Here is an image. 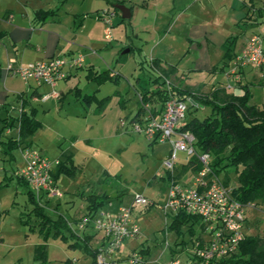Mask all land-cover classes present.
Instances as JSON below:
<instances>
[{
	"label": "rangeland",
	"instance_id": "rangeland-1",
	"mask_svg": "<svg viewBox=\"0 0 264 264\" xmlns=\"http://www.w3.org/2000/svg\"><path fill=\"white\" fill-rule=\"evenodd\" d=\"M121 1L120 3L124 6L131 7L132 16L120 21L118 16L114 17L109 26L108 36H105V24H102L101 19L96 16L97 11L110 6L106 0L49 1L47 7L58 8L57 24L68 29L71 35L75 36L74 45L82 50L81 52L96 49L99 53L96 61L100 67L114 69L120 72V76L117 83L106 81L99 86L97 95L99 97L107 95L102 105L96 107V103L92 102L88 112L81 110L82 113L87 114L88 121L93 127L87 129L86 135L74 134L72 141L71 134H68L64 126L49 119L51 115L54 117L56 109L62 115L66 111L73 113L78 110L79 102L73 93L64 91L63 102L57 103L55 110L52 107L49 110L47 106L50 97L45 102L35 101L34 106L37 107L38 115L47 121V126L40 125L28 138V142L36 148H42L45 155L47 154L51 159L60 156L63 150L69 148L73 151L74 160L77 163L74 180L69 179L67 175L61 176L62 182L59 187L61 196L50 195L45 200L40 199L41 205L49 215L63 214L66 219L72 221V217L78 213V210L80 212L85 210L84 206H80L82 198L78 195L82 191L106 194L103 205L97 209L106 212H115L119 206H129L133 195L140 193L155 204L147 209H144L145 206L138 205L132 207V213L139 216L140 233L136 239L125 242L128 246L124 250L140 245L148 246L151 249L150 258L142 264H156L155 261L166 263L169 258V247L174 246L177 238L173 229H166V223L171 219L170 213L158 206L164 202L168 191L165 176L167 169L163 165V159L170 146L167 141L149 142L142 132L133 128V122H130V117L138 105L137 92L133 88L135 76L141 72L148 73L147 62H143L144 67H140L139 61L152 57L153 48L170 49L167 59L178 62L181 71H187L185 68L187 57L180 60L187 49L184 41L186 22L202 20L212 25H225L227 30L233 29L235 34L241 35L240 37H247L253 32L259 33L264 43V25L260 26L264 24V14L259 18V23L249 21L231 26L227 22L229 13L221 7V0ZM145 1L148 3L146 4ZM45 2L46 0H0V18L3 13L7 15L6 18L0 19V28L11 14L10 12L13 14L11 17L15 15L21 17L30 7H39ZM112 8L116 12L119 11L113 6ZM79 20H82V24L78 26ZM89 37H95L96 40ZM126 48L129 50L123 53L122 50ZM4 54V46L0 44V65L5 68L13 59H5ZM194 75L191 73L190 79ZM205 76L206 74L202 75V77ZM206 81L205 89L210 87L212 80L207 79L206 76ZM76 83L82 89L81 91H92L97 87L94 83L85 81L83 77H78V80L67 82L68 85L64 89L68 90L69 85L73 86ZM14 85L20 89L22 81L16 79ZM116 90L119 93L115 92ZM258 95L261 98L262 92ZM11 96L10 93L9 97ZM119 98L124 99V106L117 102ZM256 98L252 101L261 103ZM192 102L189 101L190 104ZM194 105L198 108L187 112L185 119L193 115L203 117L208 113V107L204 105L200 107L196 103ZM96 108H98L97 111ZM10 133L16 134V127H12ZM8 135L3 132L1 138ZM13 155L15 158L10 161H5L0 156V264L32 263L34 246L44 242L31 219L29 221L31 226L20 220V215L26 214L34 203L27 193L26 186L12 176L13 170L23 163L18 148L13 150ZM188 158L187 152L177 151L175 161L184 162ZM218 176L223 179L224 172L219 171ZM234 176L235 173L232 172L230 177L234 178ZM184 180L185 178L180 177L178 182L181 184ZM68 195L72 196V199L68 198ZM244 211V232L264 236V204L255 206L247 204L244 206ZM71 228L74 230V222ZM185 229V227L181 228L184 234L179 238L188 239ZM86 231L93 232V228L87 227ZM92 244L95 245L96 241ZM46 249L45 264H61L73 257L78 258L79 263L90 261L83 250L67 247L59 237H48ZM180 257L184 258L183 255ZM119 264H125V260H121Z\"/></svg>",
	"mask_w": 264,
	"mask_h": 264
},
{
	"label": "trees",
	"instance_id": "trees-1",
	"mask_svg": "<svg viewBox=\"0 0 264 264\" xmlns=\"http://www.w3.org/2000/svg\"><path fill=\"white\" fill-rule=\"evenodd\" d=\"M106 2L113 5L122 1L106 0ZM252 3L251 6L254 5V2ZM129 8L131 10V7ZM96 16L98 17V15ZM234 44L235 37L233 36L228 37L225 41L226 55L230 60L235 55ZM143 62H147L148 73L138 75V86L135 89L138 107L130 121H143L147 110L152 116L159 115L165 100L173 95L180 99L190 97L194 103L208 107V113L203 117L193 115L186 119L183 124H179V130L189 131L193 135V151L188 153L189 160L182 170L189 169L193 173L192 176L196 174L202 167L198 154L206 152L210 157L209 168L211 172L218 179H220L218 172H224L225 177L220 180L231 188V194L236 201L243 207L247 204L254 206L264 204V104L250 103V92L246 86L241 94H224L218 89L210 94L202 95L192 91L189 87L177 86L169 79V72H174L175 69L173 65L165 68L153 57L140 60L141 67H144ZM100 74L97 76L100 77ZM18 97L24 99L23 93H18ZM83 99L86 100V97ZM193 102L192 104L188 103L186 113L198 108ZM144 104H148L147 109L143 106ZM18 109L17 116L7 115L0 118V122L3 123L0 127V152L9 155L10 160L13 158L12 150L29 146L28 138L40 126L32 112L28 113L21 105ZM6 127H18V138L15 136L1 138L3 136L1 135L2 131ZM65 161L63 160L60 165L58 164L57 172L61 171L67 175L73 174V168L65 164ZM232 172L235 173L234 178L230 177ZM167 173L171 174V171H167ZM12 176L14 175L12 174ZM15 177L26 188H29L21 177ZM27 193L34 204L26 214L20 215V220L29 225L31 219L34 223L33 226L37 227V231L42 235L44 242L34 246V261L32 263L19 262L18 264H45L47 261L46 243L50 236L61 238L69 248L83 250L90 258L86 264H97L96 254L103 243L102 238L100 244L93 245L90 240L94 234H88L84 232L85 230L81 233L73 230L63 214L49 215L41 205L40 199L30 189H27ZM105 197H107L106 194L101 196L89 195L84 214L91 216L103 204ZM153 204H155L153 201H149L144 209L153 206ZM168 213H170L171 219L166 223V229H173L177 234L174 246L169 247V258L183 255V259H189L191 250L196 247V242L203 245L209 238L204 231L205 225L200 216L183 210L168 211ZM182 227L186 228L188 239L179 238L184 234L181 230ZM130 250L141 254L142 263L150 258L151 249L148 246L140 245ZM175 254L177 255L175 256ZM121 255L120 259L114 260L111 264H119L121 260H125L124 253ZM61 264L82 263H79L75 258H68ZM125 264L128 263L125 261ZM156 264L164 263L156 262ZM213 264H264V236L246 234L243 230V237L238 242L236 250L228 256L219 258Z\"/></svg>",
	"mask_w": 264,
	"mask_h": 264
},
{
	"label": "crops",
	"instance_id": "crops-1",
	"mask_svg": "<svg viewBox=\"0 0 264 264\" xmlns=\"http://www.w3.org/2000/svg\"><path fill=\"white\" fill-rule=\"evenodd\" d=\"M49 1L50 0H46L47 3L45 2L43 4H40L41 6L39 7H30L25 13L23 12V16L21 17H18L16 15L11 17V15L13 14L12 12H10L11 14L7 17L5 23L2 24V27L0 28V44L4 46V58L13 59L11 60V62L14 65H21L29 61L43 60L52 56H65L66 58H70L73 56L81 55V65L77 67L65 66L64 68L66 70V76L56 82L54 86L37 82L33 79H29L27 82H23L20 78L11 76V74L6 71V66L4 68L0 65V118H4L7 115L13 117L17 116L19 112L18 108L21 105L28 113L32 112V115L35 116V119L40 123V125L47 126V121L43 120L38 115V110L37 107L34 106V102H45L46 99L50 97L47 106L49 110L51 107L55 110V107L57 108V103L61 104L63 102V96L65 95L64 91H71L74 97L79 102L78 110H75L73 113H69L68 111H66L62 115L59 114L60 111L56 109L54 111V117L51 115L49 120H52L56 124L58 123L61 126H64L65 129H67V131L69 132L68 134H71L70 140L72 141L74 134L83 133L84 135H86L87 129L93 127V125L88 121L87 114L82 113L81 110H86L88 112L91 108L92 102L96 103V107L102 105V102L105 100L104 98L107 95L104 97H99L97 95L99 86H101V84L106 81L117 83L120 72H116L114 69H109L108 67H100V65L96 61L99 58V53H97L96 49L81 52L82 50H79L73 43V40L76 41L75 39H73L75 38V36L71 35L72 33L69 32L68 29H65L57 24L58 20L56 16L58 8L51 9L47 7ZM145 2L146 4L148 3V1ZM252 2H254L253 6H251V4H253ZM220 3L221 7H223V9H225L229 13L227 22L231 26H235V24L239 25L241 22L247 23L249 21H258L259 23V18L262 16V14H264V0H221ZM110 6L112 7V5ZM201 11L202 10H200V12ZM117 12L114 17L118 16L119 21L121 19L123 20L124 18L121 17L120 11ZM132 12L133 11L131 9L130 16H132ZM6 16L7 15L3 13L1 18H6ZM101 23L103 24V22ZM80 24H82V20H79L77 23L78 26ZM219 25H212L211 23L202 20L197 22L193 21L191 23L186 22L185 26L187 27L184 33V41L186 42L187 49L186 54L182 55L180 60L182 61L187 57V66L185 67L187 68V71H181V69L178 67V62H173L167 59V56L171 51L170 49L162 50L153 48L152 57L157 59L165 68L169 65L174 66V72H169V79L177 86L189 87L192 91L201 93L202 95L210 94L214 90L218 89H220L224 94H241L244 87L246 86L250 92V103L256 105L264 104V86H262L264 85V64L260 66L251 64L243 66L240 70V77L238 81L232 84L230 87H226L227 77L225 75V71L231 64L232 60H230L226 55V39L231 36L235 37L234 53H236L246 43L248 38L255 32L251 33L247 37H240L241 35L235 34V31H233V29L227 30L225 25ZM261 25L264 24H260V26ZM89 38L96 40L95 37ZM262 45H264V43H262ZM105 63L106 62H104V64ZM191 73L195 74L192 79H190ZM97 74H100L101 76L98 77ZM142 74L145 73L141 72L138 75ZM204 74H206L207 79L209 78L210 80H212V82L210 83V87L207 89H205V85L207 82L206 76L202 77V75ZM138 75L135 76V82L133 83L134 89H136L138 86ZM78 77H83L85 81L92 82L97 87H95L92 91H81L82 89L76 83L73 86L69 85L68 90L64 89L65 86L68 85L67 82L78 80ZM16 79H20L22 81V87L20 89H17V87L14 85ZM20 92L23 93L24 99L18 97V93ZM53 92L55 93L53 94ZM115 92L119 93L118 90H116ZM260 92H262L261 98L258 95ZM10 93L12 94L11 97H9ZM256 94L258 95L257 98ZM83 97H86V100L83 99ZM254 98H256L258 102L260 100L261 103L252 101ZM123 101V98H119L117 102L124 106ZM199 105L200 104H198V106ZM200 107H202V105H200ZM9 108L13 110H10ZM97 109L98 108H96V111ZM185 120L186 119L183 118L179 122V124H183ZM0 124L2 127L3 123L1 122ZM3 132L4 130L2 131L1 135H3ZM8 136H15V133H9ZM87 140H89V138H87ZM29 146L34 147L30 142ZM37 149L45 155L42 148L39 147ZM13 150L12 159L15 158L13 155ZM45 156L48 157L47 154ZM1 158L5 161H10L9 155L5 153H1ZM53 159H59V165L61 161H65L66 159L65 164L73 168V174L67 175L61 171L57 172V168H59L58 164V166L55 165L53 167L52 176H54L53 178L57 181V184H59V186H61V176L63 175H67V177H69V179L71 180H74L76 178L75 166L77 165V163L74 160L73 151L67 148L61 152L60 156H55V158ZM188 160L184 162L175 161L174 168L172 169L171 174L167 173L165 175L167 177L166 184H168L171 179H175L176 181H178L180 177L185 178L183 183L189 182L190 177L193 173L189 169L182 170ZM168 176L174 177L169 178ZM91 194L101 196L104 193H85L84 191L80 192L78 194L80 198H82L80 206H84L83 209L85 210L81 212L78 210V213H76V215L72 217V221H69L67 219L70 227L73 226L74 220L85 213L88 203L87 198ZM39 195V199L45 200L49 197L45 193H40ZM68 198L72 199V196L68 195ZM71 199L70 201L72 202ZM84 232H87L88 234H94L90 241H96L95 245L102 242L101 235L94 230L93 232H88L86 230ZM127 246L128 243H125L124 248H127ZM124 248L123 252L125 255L130 249L128 248L129 250L126 249L125 251ZM73 258L77 259L78 261V258Z\"/></svg>",
	"mask_w": 264,
	"mask_h": 264
},
{
	"label": "built area",
	"instance_id": "built-area-1",
	"mask_svg": "<svg viewBox=\"0 0 264 264\" xmlns=\"http://www.w3.org/2000/svg\"><path fill=\"white\" fill-rule=\"evenodd\" d=\"M97 15L105 24V36H108L109 26L116 15L115 9L106 7L99 10ZM81 62V55L70 58L52 56L21 65L8 62L6 71L23 82L33 79L54 86L66 76L65 66L77 67ZM248 64L255 66L264 64V45L259 33H253L235 53L225 71L226 87L238 81L241 68ZM189 101H192L190 97L180 99L175 95L170 96L165 100L159 115L152 116L147 110L143 121L136 120L132 123L133 128L142 132L150 142H169L170 149L163 159L167 171H172L174 168L177 151L187 153L193 151V135L189 131L179 130V122L185 116ZM143 106L145 109L148 108V104ZM11 128L6 127L4 132L9 134ZM17 130L18 127H16V138H18ZM19 150L23 163L14 169L12 174L21 177L38 198L40 193L61 196L60 186L52 176L53 167L59 163V159H49L31 146H24ZM209 158L206 152L198 154L202 164L201 169L190 177L188 183L180 184L171 179L166 198L161 205H158L165 212L183 210L200 216L205 225L204 231L209 238L203 245L196 242L189 259L168 258L164 264H213L219 258L234 252L243 237L244 207L233 198L231 188L211 172ZM149 201L146 196L135 193L129 206H119L115 212L96 210L91 216L82 214L77 218L74 222L76 231L81 232L91 227L101 235L103 243L96 254L97 264H111L121 258L124 243L129 239H136L140 233L139 216L132 213V207L145 206ZM125 256L128 264H141L143 261L141 254L134 250H129Z\"/></svg>",
	"mask_w": 264,
	"mask_h": 264
},
{
	"label": "water",
	"instance_id": "water-1",
	"mask_svg": "<svg viewBox=\"0 0 264 264\" xmlns=\"http://www.w3.org/2000/svg\"><path fill=\"white\" fill-rule=\"evenodd\" d=\"M113 7H115L116 9H118L121 13V17L122 18H129L130 17V8L124 6L122 3H115L112 5ZM128 51V48L124 49L123 52Z\"/></svg>",
	"mask_w": 264,
	"mask_h": 264
}]
</instances>
